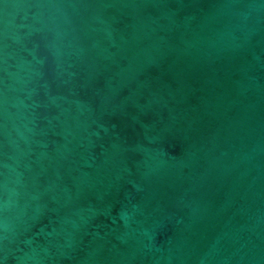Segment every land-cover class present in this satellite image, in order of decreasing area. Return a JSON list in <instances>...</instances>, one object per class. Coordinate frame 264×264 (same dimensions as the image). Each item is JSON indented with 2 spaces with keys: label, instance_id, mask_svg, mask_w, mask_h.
I'll list each match as a JSON object with an SVG mask.
<instances>
[{
  "label": "water",
  "instance_id": "1",
  "mask_svg": "<svg viewBox=\"0 0 264 264\" xmlns=\"http://www.w3.org/2000/svg\"><path fill=\"white\" fill-rule=\"evenodd\" d=\"M0 264H264V0H0Z\"/></svg>",
  "mask_w": 264,
  "mask_h": 264
}]
</instances>
